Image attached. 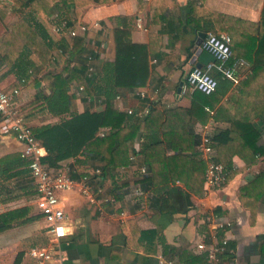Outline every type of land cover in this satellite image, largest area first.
I'll return each instance as SVG.
<instances>
[{
  "label": "crops",
  "instance_id": "crops-1",
  "mask_svg": "<svg viewBox=\"0 0 264 264\" xmlns=\"http://www.w3.org/2000/svg\"><path fill=\"white\" fill-rule=\"evenodd\" d=\"M26 1L0 0L2 54L6 51L2 37L7 31V26L28 17L27 10L22 7ZM61 9L76 20L74 7L63 5L61 0L53 6L52 15ZM263 10L264 0H106L102 2L95 0V3L77 21L91 26V30L87 33V42L91 41V45L94 44L96 50L100 51L96 58L98 73L95 80L100 78L99 68L103 62L113 60L116 56L115 29L130 30L131 40L134 43L148 47L151 75L147 84L132 89L120 87L118 96L114 99L115 107L127 113L129 109L139 112L149 108L151 104H156L160 109L189 108L192 99L188 93L194 89L183 88L188 73L194 67H206L210 62L215 63L210 53L204 50L198 51L199 33L222 32L213 20V13L223 22L228 21L227 17H232L244 23L246 27L243 31L244 50L239 55L236 49L229 64L233 65L237 60H244L247 64L237 69L240 77L238 83L222 78V85L228 86L223 96V101L227 102L226 109L220 114V120H215L214 110H211L206 122L194 117L189 123V131L194 135V152L198 155L196 145L200 141L198 129L201 125L212 123L217 134L230 129L232 119L237 115H243L246 111V104L242 103L239 106L236 100L239 97L241 80L245 79L253 69L249 59L248 38L255 32L256 26L252 24H257L261 20ZM223 16L227 17L223 18ZM96 23L100 26L95 27ZM199 25L204 27V30H198ZM56 37L61 39L57 35ZM101 42L105 47H100ZM62 67L63 65L35 67L30 71V77L18 86L16 85L17 68L0 66V87L7 91L20 89L16 97V106L32 127L61 120V116L51 113L46 108L42 99L39 101L36 99L40 92L46 95L51 93L45 81L40 78L46 74H56ZM213 73L219 74L217 70ZM74 88L75 86L71 84V112L105 109L106 100L103 96L97 94L90 96L86 91L79 95L74 93ZM219 106L220 104L217 105ZM253 120L262 127L260 143L264 144V117H255ZM148 135L149 132H146L139 136L135 143L138 141L141 143ZM22 149L23 146L15 134L0 122V159L13 154L22 156ZM174 152L172 149L168 150L169 154ZM198 158L202 159L199 155ZM82 160V158L65 160L60 169L72 171L77 168L83 170L85 167V175L105 165L100 159L81 162ZM233 163L239 170L238 173L219 190L212 191L208 195L205 191L200 197L193 194L194 205L185 213L175 211L170 202H165L160 210H155L150 201L153 195L151 191H148L147 205L144 208H140L123 196V199H118L116 205H106L103 213L96 206L91 205L77 190L62 193V204L70 217V234L55 247L56 258L62 257V259L46 264H170V262L185 264L178 260L177 255L167 256L163 253L164 247L159 237L152 245L147 241H138L135 245L129 244L131 220L142 229L156 230L158 236L164 238L168 246L174 247L176 251L188 250L206 256L205 252L197 250L196 244L201 241L209 243L216 234L219 241L229 239V253L223 255V264H264V180L256 184L253 195L248 199V205L241 200V188L258 175L264 174V157H259L256 163L247 166V160L236 155L233 157ZM5 165L2 164L0 168H5ZM139 168L138 159L128 166L115 168L112 170L114 176L107 175L103 184L104 189L113 192V181L116 179L120 183L129 182L124 190L132 188L137 183L135 180L138 178ZM10 170L9 175L22 170V167ZM178 184L182 186L181 182ZM36 192V184L30 171L11 178H6L5 175L0 177V215L23 207L30 208L25 221L12 223L9 227H0V264H14L17 255L21 252L24 253L22 264H36V260L29 255L30 249L40 245H52L46 234L47 222L36 206ZM215 210H218L220 217L230 225L219 230H211L203 222V217L205 213ZM122 211L124 214L121 213ZM168 250V253H171L170 248ZM207 261L214 264L208 259Z\"/></svg>",
  "mask_w": 264,
  "mask_h": 264
},
{
  "label": "trees",
  "instance_id": "trees-1",
  "mask_svg": "<svg viewBox=\"0 0 264 264\" xmlns=\"http://www.w3.org/2000/svg\"><path fill=\"white\" fill-rule=\"evenodd\" d=\"M61 1L65 6L74 7L76 20H80L84 12L95 3V0ZM58 2L59 0H27L22 7L27 10L28 17L7 26V31L2 37L6 51L4 54L0 52V66L17 68L18 86L23 79L30 77V71L35 67L63 65L60 72L46 74L40 78L45 81L51 93L46 95L40 92L36 101L42 99L51 113L62 117L59 122L33 127L36 138L47 151L42 162L52 169H60L62 162L71 158H82L81 162L100 159L105 162L101 170L103 176L107 177L108 174L114 176L112 170L115 168L133 163L130 157L134 153L139 167L147 166L149 169L148 175L140 176L138 172L135 182L140 183L145 190L153 192L150 200L152 207L158 211L165 202H170L175 211L187 212L194 205L192 195L200 197L205 194L207 169L206 161L199 159L194 152V135L189 131V123L194 117L206 122L211 110H214L215 120H220V114L226 109L227 102L223 101V96L228 85H222L220 73H213L220 81L218 89L208 95L189 86L194 89L188 93L192 99L189 108L160 109L156 104H151L149 112L138 118L135 114L122 112L114 104L118 88L141 87L146 85L150 78L148 47L134 43L130 30L115 29L116 56L113 60L103 62L99 68L100 78L95 80L98 72L89 77L87 70L89 58H97L98 54L96 46L91 45V41L87 42V34L72 39H59L52 32L50 17L53 6ZM60 12L63 16L72 17L65 10L61 9ZM213 14L218 28L233 37V53L237 49L240 55L244 50V23L227 16L223 18L227 17L228 21L223 22L217 18V14ZM252 25L256 26V30L248 38V50L253 69L241 80L239 97L236 100L239 106L246 104V111L232 119L230 129L215 135L217 156L229 170L228 180L239 171L233 163V157L236 155L247 160V166L256 163L259 157H264V144L260 143L262 127L253 120L255 117H264V10L261 20ZM197 29L204 30V27L199 25ZM74 81L84 86L88 95L103 96L106 100L105 109L71 112L70 85ZM103 127H110L111 131L100 137L98 132ZM146 132L150 135L146 136L140 143L139 150H136V139ZM169 149L175 152L169 154ZM21 157L13 154L1 158L0 166L6 164V167L0 168V177L5 175L6 178H11L29 172L28 160ZM19 167H22V170L8 174L10 169ZM84 171L85 167L83 170L77 168L72 170L71 174L77 178L84 175ZM263 180L264 174H260L241 188V200L245 205H248V199L253 195L256 184ZM113 182L112 191L118 199H123L124 189L129 182L120 183L118 179ZM178 182H181L182 186ZM29 211V207H23L1 214L0 227H9L12 223L25 221ZM130 228L131 240L128 242L131 245L138 241H147L152 245L159 237L165 255H177L178 260L185 264H211L207 261V256L202 254L188 250L176 251L174 247L168 246L164 238L158 236L156 230L142 229L134 220L130 221ZM169 248L171 253H168ZM226 253L229 252L223 253L222 257ZM23 259L24 253L21 252L14 264H22Z\"/></svg>",
  "mask_w": 264,
  "mask_h": 264
},
{
  "label": "built area",
  "instance_id": "built-area-1",
  "mask_svg": "<svg viewBox=\"0 0 264 264\" xmlns=\"http://www.w3.org/2000/svg\"><path fill=\"white\" fill-rule=\"evenodd\" d=\"M52 31L60 38L72 39L79 35H85L91 30L87 23L78 22L72 17H66L60 11H55L51 17ZM95 27L100 24L96 23ZM233 37L227 32H209L202 40V50L210 53L214 62H210L206 67H194L187 75L186 83L183 88L191 86L205 94H213L219 87L220 81L213 74L218 71L222 78L232 80L238 83L240 77L237 69L241 65L247 64L244 60H237L233 65L229 62L233 57L232 49ZM99 44V43H98ZM100 47H105L101 42ZM100 54L99 49L96 50ZM97 72L96 58L91 56L88 62L87 75L92 77ZM23 79L22 82H25ZM74 93L82 94L85 88L76 82ZM20 89L12 91L4 90L0 87V122L8 130L15 134V137L22 144V157L28 160V168L36 184V206L40 214L47 222L46 234L52 245H40L30 249L29 255L36 260V264H46L54 260H61L62 257L56 258L57 247L70 234L69 223L70 217L62 204L61 195L64 192L77 190L91 205L103 213L106 205H116L118 198L113 192L104 189L106 177L103 176L101 168H97L90 173L77 178L73 177L69 169H52L42 162L46 155V150L40 140L34 134L33 127L27 122L25 115L16 106V97ZM149 108H144L139 112L129 109V114L141 116L147 114ZM111 131L110 127H103L99 130L98 136L104 137ZM200 141L196 145V151L207 163L205 191L206 195L210 192L223 188L228 182L229 170L217 156L216 140L214 127L212 123L201 125L198 129ZM134 148L139 150L140 141L134 144ZM133 163L136 162L137 156L133 153L130 157ZM140 176L148 175L147 166L139 168ZM124 197L140 208L147 205L148 191L140 183L127 190H124ZM124 214V212H121ZM203 222L211 230H219L230 225L224 221L217 212H207L204 214ZM216 235V234H215ZM212 237V241H205L196 244L197 250L205 252L207 259L214 264L222 263V254L228 251L229 239L225 238L219 241L217 236ZM172 264V262H170Z\"/></svg>",
  "mask_w": 264,
  "mask_h": 264
},
{
  "label": "water",
  "instance_id": "water-1",
  "mask_svg": "<svg viewBox=\"0 0 264 264\" xmlns=\"http://www.w3.org/2000/svg\"><path fill=\"white\" fill-rule=\"evenodd\" d=\"M205 36H206L205 32H200L199 33L198 40H197L198 51H202L201 43H202V40L205 38Z\"/></svg>",
  "mask_w": 264,
  "mask_h": 264
},
{
  "label": "rangeland",
  "instance_id": "rangeland-1",
  "mask_svg": "<svg viewBox=\"0 0 264 264\" xmlns=\"http://www.w3.org/2000/svg\"><path fill=\"white\" fill-rule=\"evenodd\" d=\"M99 43V42H98Z\"/></svg>",
  "mask_w": 264,
  "mask_h": 264
}]
</instances>
